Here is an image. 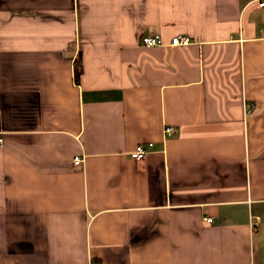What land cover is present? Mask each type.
Instances as JSON below:
<instances>
[{"label":"crops","instance_id":"1","mask_svg":"<svg viewBox=\"0 0 264 264\" xmlns=\"http://www.w3.org/2000/svg\"><path fill=\"white\" fill-rule=\"evenodd\" d=\"M0 138V264H264V7L0 0Z\"/></svg>","mask_w":264,"mask_h":264},{"label":"built area","instance_id":"2","mask_svg":"<svg viewBox=\"0 0 264 264\" xmlns=\"http://www.w3.org/2000/svg\"><path fill=\"white\" fill-rule=\"evenodd\" d=\"M258 4L261 7H264V0H257ZM192 41V38L190 35L186 34H176L173 36V38L170 41V45H183L186 46ZM142 43L145 46H159V45H164V39L163 37L158 33V34H145L142 39ZM247 104V111H253L255 108L254 104H251L249 102ZM165 132L169 135L173 134L176 132V128L174 126H166ZM3 145L2 138H0V146ZM154 143L153 142H148V143H139L134 151L131 153V157L133 159H142L146 157V155L149 153L148 149L150 147H153ZM83 157L81 155H78L74 159V162L76 165L82 163ZM211 220V218H208ZM90 264H95V262H91Z\"/></svg>","mask_w":264,"mask_h":264},{"label":"trees","instance_id":"3","mask_svg":"<svg viewBox=\"0 0 264 264\" xmlns=\"http://www.w3.org/2000/svg\"><path fill=\"white\" fill-rule=\"evenodd\" d=\"M76 68H77V74H78V73H81V72L83 71L82 65L79 64V63H78V64L76 63ZM77 79H78V78H77Z\"/></svg>","mask_w":264,"mask_h":264}]
</instances>
